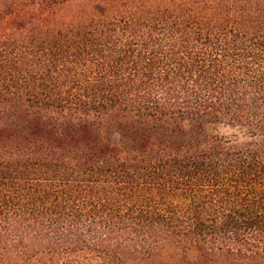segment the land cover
Returning <instances> with one entry per match:
<instances>
[{
	"label": "trees",
	"instance_id": "obj_1",
	"mask_svg": "<svg viewBox=\"0 0 264 264\" xmlns=\"http://www.w3.org/2000/svg\"><path fill=\"white\" fill-rule=\"evenodd\" d=\"M0 264H264V0H0Z\"/></svg>",
	"mask_w": 264,
	"mask_h": 264
}]
</instances>
